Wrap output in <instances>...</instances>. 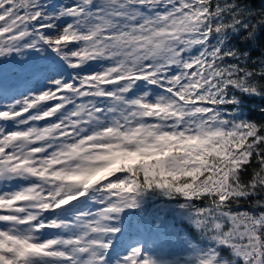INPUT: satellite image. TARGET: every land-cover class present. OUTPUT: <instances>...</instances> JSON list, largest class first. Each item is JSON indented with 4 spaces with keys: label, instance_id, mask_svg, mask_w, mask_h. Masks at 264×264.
I'll use <instances>...</instances> for the list:
<instances>
[{
    "label": "snow or ice",
    "instance_id": "snow-or-ice-1",
    "mask_svg": "<svg viewBox=\"0 0 264 264\" xmlns=\"http://www.w3.org/2000/svg\"><path fill=\"white\" fill-rule=\"evenodd\" d=\"M0 264H264V0H0Z\"/></svg>",
    "mask_w": 264,
    "mask_h": 264
},
{
    "label": "trees",
    "instance_id": "trees-1",
    "mask_svg": "<svg viewBox=\"0 0 264 264\" xmlns=\"http://www.w3.org/2000/svg\"><path fill=\"white\" fill-rule=\"evenodd\" d=\"M252 107H253V108H255V107H256V105H255V104H253V105H252Z\"/></svg>",
    "mask_w": 264,
    "mask_h": 264
}]
</instances>
